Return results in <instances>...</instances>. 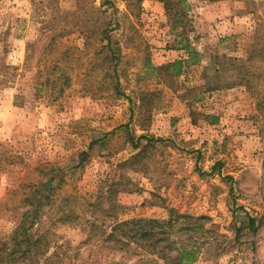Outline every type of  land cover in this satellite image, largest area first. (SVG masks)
Segmentation results:
<instances>
[{
    "label": "rangeland",
    "instance_id": "rangeland-1",
    "mask_svg": "<svg viewBox=\"0 0 264 264\" xmlns=\"http://www.w3.org/2000/svg\"><path fill=\"white\" fill-rule=\"evenodd\" d=\"M188 1L185 25L204 57L171 81L149 70L187 57L159 1L0 0V243L43 188L52 200L36 228L67 250L62 264H163L84 242L86 202L115 182L106 223L166 219L169 208L209 215L217 234L195 264H264V111L245 87L206 92L204 78L211 55L247 56L264 0ZM142 136L161 140L134 148ZM65 214L71 223L60 222Z\"/></svg>",
    "mask_w": 264,
    "mask_h": 264
},
{
    "label": "trees",
    "instance_id": "trees-1",
    "mask_svg": "<svg viewBox=\"0 0 264 264\" xmlns=\"http://www.w3.org/2000/svg\"><path fill=\"white\" fill-rule=\"evenodd\" d=\"M136 1L141 4L144 0ZM155 1L163 3L171 30L179 39L177 43H183L181 48L186 52L187 57L160 66L149 65V70L152 74L155 73L156 77L163 76L167 80L175 81L182 77L192 65L199 64L204 56L191 45L190 33L194 30L191 25L189 28L187 24L185 25L191 7L189 1ZM181 28L182 30L179 31ZM82 34L86 38L89 37L88 27L82 30ZM102 35H104L103 40L107 41L106 49L109 51L111 62L119 60V49L113 46L106 29L102 31ZM210 57L213 73L204 75L205 83L208 85L206 92L243 86L250 95L256 96L258 109L264 111V22L258 23L245 58L228 57L227 55H211ZM110 68L113 71L112 79H116L115 82L113 81L114 91L116 95L124 96L119 89L117 65L111 64ZM227 72L235 73L224 78L223 75ZM64 80V86L57 93L59 95L64 92L65 87L70 85L69 77H64ZM152 95L154 93L147 91L144 93V98ZM205 116L209 118V115ZM216 121L217 118L213 117V122ZM192 122L195 124L196 120L193 119ZM142 139L147 140L148 145L161 140L142 136L134 144V148L141 147L140 140ZM140 156L141 152L119 166L126 167L128 163ZM53 181L51 179L45 185L46 190L52 188L50 183ZM115 187L116 183L113 182L107 196L100 194L95 201L86 202L85 206L90 210V215L85 220L90 230L85 243L98 242V246H105L113 253L122 252L132 257L140 255L144 263L195 264L199 261L203 250L211 244L217 234L208 226L212 222V217L209 215L181 213L175 208L168 209L169 214L166 219L133 218L119 221L114 218L106 223L104 219H101L100 214L108 216L109 212L114 209L112 196ZM42 190L44 189L35 190L32 208L21 225L14 231L11 240L0 243V264H62L63 259L60 255L64 253L66 255L67 250H60V253L56 248L57 241L36 228L42 206L52 200L51 195L43 197ZM104 199H107L109 203L108 208L103 207ZM62 216L60 222H72L71 215ZM255 222V218L248 217L247 226H255ZM107 264H119V262L111 261Z\"/></svg>",
    "mask_w": 264,
    "mask_h": 264
}]
</instances>
